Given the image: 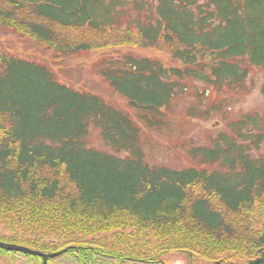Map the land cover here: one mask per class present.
I'll list each match as a JSON object with an SVG mask.
<instances>
[{
	"label": "trees",
	"instance_id": "obj_1",
	"mask_svg": "<svg viewBox=\"0 0 264 264\" xmlns=\"http://www.w3.org/2000/svg\"><path fill=\"white\" fill-rule=\"evenodd\" d=\"M1 2V28L53 47L57 58L92 47L83 35L76 43L60 42L58 29L106 33L102 46L110 44L109 32L134 30L140 45L161 41L183 66L163 67L131 52L101 57L93 66L126 101L124 110L65 85L48 64L1 57L0 220L23 234L43 230L71 239L59 248L17 235L0 241L61 251L48 264H165L169 252L214 264H242L230 260L234 255L247 258L243 264H264V223L244 239L234 217L246 222L257 202L264 206V113L229 120L206 145L193 140L186 154L193 163L181 168L150 159L146 149L153 141L145 139L167 129L172 100L190 81L217 94L241 91L243 64L264 67V0ZM260 92L264 96V82ZM196 95L206 96L202 90ZM186 112L194 116L198 109ZM94 131L101 147L92 141ZM127 228L137 237L134 247L73 239ZM0 253L43 264L39 256Z\"/></svg>",
	"mask_w": 264,
	"mask_h": 264
},
{
	"label": "rangeland",
	"instance_id": "obj_2",
	"mask_svg": "<svg viewBox=\"0 0 264 264\" xmlns=\"http://www.w3.org/2000/svg\"><path fill=\"white\" fill-rule=\"evenodd\" d=\"M1 1L3 0H0V5H4ZM58 30L57 37L60 42L70 41L76 43L75 41L81 39L83 35L92 47L75 56L57 58L53 47L49 48L30 37L20 36L0 26V58L13 57L44 65L48 64L49 66H47L51 69L55 78L65 85L76 90L96 93L106 102L120 106L124 110L129 109L126 101L116 95L109 84L99 75L97 72L99 66H93V63L98 62L101 57L120 58L123 53L131 52L136 55L155 58L161 62L163 67L183 66L181 62L174 59L167 52L168 46L162 44L161 41L151 47L140 45L134 30L116 35L113 34V31L109 32L108 37H105L108 40L107 44L110 43L108 46H102L103 44H101L106 33L99 34L94 31L86 33L75 28H61ZM115 43H119V45H115ZM243 66L247 69V76L244 81L245 87L241 91L232 90L228 92L227 90L217 94L208 84L200 81H190L189 85L191 87L185 89L182 95L172 100L168 116L170 125L167 129L163 132L150 131L151 136L145 134V139L150 138L148 140L153 141L151 150L149 147L146 149L149 154H152L150 159L177 168L190 165L193 161L186 154L192 146L193 140L197 143L196 145H206L210 139L217 136L218 132L226 130L227 123L231 122L229 120L251 111L264 113V96L260 92V86L264 82V67L247 63H244ZM196 88L205 91L206 96L198 97ZM193 107L198 109L197 114L187 116L186 111ZM205 114L207 115L205 116ZM93 133L92 141L96 146L101 147V142L95 131ZM252 210L253 215L246 222L239 215L234 216L240 222V230L242 228L246 233L242 235L244 239L252 237L253 232L260 230L264 223L263 204L257 202ZM247 223L250 228L246 230ZM132 234L131 228H127L122 232L117 230L92 236L77 234L73 236V239L80 243L93 241L94 243L106 245L108 248H121L119 247L121 245L127 248L135 245L134 241L137 237H133ZM12 235H17L19 239L35 241L41 245L49 244L48 247L55 244L57 248L61 247L65 240L68 242L71 239L59 232L43 230H35L33 233L27 231L23 234L20 228L15 227L12 231L0 220V238L7 240ZM245 244L243 243V245ZM233 252L231 250L222 252L223 257H230ZM230 258L233 262L242 264L248 260L245 257L240 258L235 255ZM162 259L165 264H214L204 257H190L183 252H169L164 254ZM0 264H23V262L12 255L0 253Z\"/></svg>",
	"mask_w": 264,
	"mask_h": 264
},
{
	"label": "water",
	"instance_id": "obj_3",
	"mask_svg": "<svg viewBox=\"0 0 264 264\" xmlns=\"http://www.w3.org/2000/svg\"><path fill=\"white\" fill-rule=\"evenodd\" d=\"M0 248L5 249L7 251H17V252H22V253L34 255V256H39L42 258L43 264H48V259L57 256L61 252V251H59V252H42V251L31 249L29 247H25L22 245L7 243V242H3V241H0Z\"/></svg>",
	"mask_w": 264,
	"mask_h": 264
}]
</instances>
